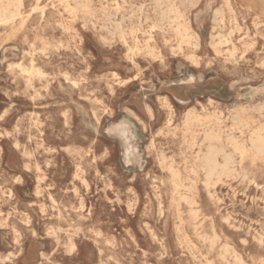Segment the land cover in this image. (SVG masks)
I'll return each instance as SVG.
<instances>
[{
	"label": "rangeland",
	"instance_id": "rangeland-1",
	"mask_svg": "<svg viewBox=\"0 0 264 264\" xmlns=\"http://www.w3.org/2000/svg\"><path fill=\"white\" fill-rule=\"evenodd\" d=\"M257 138L264 0H0V264H264Z\"/></svg>",
	"mask_w": 264,
	"mask_h": 264
},
{
	"label": "bare ground",
	"instance_id": "bare-ground-1",
	"mask_svg": "<svg viewBox=\"0 0 264 264\" xmlns=\"http://www.w3.org/2000/svg\"><path fill=\"white\" fill-rule=\"evenodd\" d=\"M40 2V1H39ZM9 5V4H8ZM101 14V13H100ZM155 14V13H154ZM16 18V17H15ZM106 18V17H105ZM108 18V17H107ZM27 20V19H26ZM2 24H4L3 22H1ZM255 32V31H254ZM230 36V35H229ZM2 52V51H1ZM20 52V51H19ZM16 53V52H15ZM14 53V54H15ZM15 56V55H14ZM16 57V56H15ZM16 59V58H15ZM2 60V59H1ZM49 78V77H48ZM191 78V77H190ZM190 81H192L190 79ZM179 83V82H178ZM228 87V86H227ZM141 92V91H140ZM261 92V91H259ZM236 96V95H235ZM234 97V96H233ZM249 97V96H248ZM228 101V100H227ZM122 121V120H121ZM120 121V122H121ZM109 122V121H108ZM132 122V121H131ZM120 124V123H119ZM124 125V124H123ZM96 130V129H95ZM96 133V132H95ZM259 134V133H258ZM251 138V137H250ZM255 138V137H254ZM252 146V145H251ZM253 146L255 147L254 149H256V151L261 152L264 150V141L257 138L256 140H254L253 142ZM24 148V147H23ZM134 162V161H133ZM24 165V164H23ZM204 165L207 169V172L209 174H211L212 172H214L216 170V168L218 167V161L216 159V155H215V151L212 147H210L208 149L207 154L204 156ZM77 177V176H76ZM221 184V183H220ZM255 197V196H254ZM50 231V230H49ZM227 252V251H226ZM222 261V260H221Z\"/></svg>",
	"mask_w": 264,
	"mask_h": 264
}]
</instances>
